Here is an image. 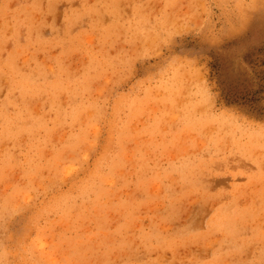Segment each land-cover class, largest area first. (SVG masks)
I'll return each mask as SVG.
<instances>
[{
  "label": "rangeland",
  "instance_id": "rangeland-1",
  "mask_svg": "<svg viewBox=\"0 0 264 264\" xmlns=\"http://www.w3.org/2000/svg\"><path fill=\"white\" fill-rule=\"evenodd\" d=\"M217 73L264 113V0H0V264H264Z\"/></svg>",
  "mask_w": 264,
  "mask_h": 264
},
{
  "label": "trees",
  "instance_id": "trees-1",
  "mask_svg": "<svg viewBox=\"0 0 264 264\" xmlns=\"http://www.w3.org/2000/svg\"><path fill=\"white\" fill-rule=\"evenodd\" d=\"M217 75V81L220 86L221 96L225 99L226 102L245 104L249 110L257 114H264L263 111L260 110L261 107L256 104L255 97L251 95L253 93L248 96V91L240 92L238 89L235 88L234 85H231L230 82L227 81L224 77H220V73H217Z\"/></svg>",
  "mask_w": 264,
  "mask_h": 264
}]
</instances>
